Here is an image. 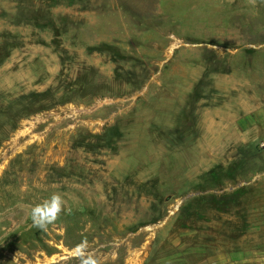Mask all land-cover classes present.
I'll use <instances>...</instances> for the list:
<instances>
[{
  "label": "rangeland",
  "instance_id": "374dc122",
  "mask_svg": "<svg viewBox=\"0 0 264 264\" xmlns=\"http://www.w3.org/2000/svg\"><path fill=\"white\" fill-rule=\"evenodd\" d=\"M83 240L98 264H264V0H0V264Z\"/></svg>",
  "mask_w": 264,
  "mask_h": 264
},
{
  "label": "clouds",
  "instance_id": "9594fccd",
  "mask_svg": "<svg viewBox=\"0 0 264 264\" xmlns=\"http://www.w3.org/2000/svg\"><path fill=\"white\" fill-rule=\"evenodd\" d=\"M65 201L62 195L58 193L52 194L49 198L41 203L34 205L30 211L32 226L47 231L48 226L54 224L64 211ZM74 259L78 264H98L97 259L88 251V242L86 240L77 244L74 249Z\"/></svg>",
  "mask_w": 264,
  "mask_h": 264
}]
</instances>
